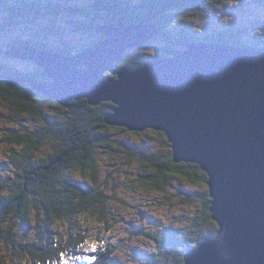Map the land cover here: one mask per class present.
Wrapping results in <instances>:
<instances>
[{"label":"water","instance_id":"water-1","mask_svg":"<svg viewBox=\"0 0 264 264\" xmlns=\"http://www.w3.org/2000/svg\"><path fill=\"white\" fill-rule=\"evenodd\" d=\"M97 30L105 38L72 56L27 43L0 50L34 63L49 81L1 75V65L0 78L28 84L64 109L111 102L107 126L165 133L174 163L197 164L209 175L210 212L219 226L184 264H264V48L196 42L137 69L120 68L158 27L115 22Z\"/></svg>","mask_w":264,"mask_h":264},{"label":"trees","instance_id":"trees-1","mask_svg":"<svg viewBox=\"0 0 264 264\" xmlns=\"http://www.w3.org/2000/svg\"><path fill=\"white\" fill-rule=\"evenodd\" d=\"M66 1L0 0V14L4 15L0 20V38L3 33L18 26L35 30L34 35L27 39L11 36L7 43L0 44V50L9 51L15 46L27 43L37 49L72 55L105 38L98 32V26L115 22L129 24L149 22L156 25L159 29L158 36L147 47L139 49V52L145 51L152 46L153 42L155 43V40H159L160 42H156L160 44L156 48L157 57H171L164 51L173 52L195 41L207 40L218 45L243 46L241 35L228 29L203 38L196 36V33L184 35V33L176 32L180 24L226 5L228 3L226 0H92L93 3L89 7L71 5ZM71 27L80 36H91L92 42L74 51L69 41L63 40L70 35ZM97 37L98 39L94 41ZM54 39L59 40L61 46H53L49 42ZM129 52L124 62L127 67L136 69L148 63L147 60L132 61V55ZM2 58L16 60L8 56H2ZM0 65L3 67L1 75L14 79L27 76L39 82L49 81L44 71L35 64L30 72H23L12 65L2 63L1 60ZM1 100L13 106L18 117L25 114L33 120L42 119L45 103H52L42 94L35 92L28 84L14 83L0 78ZM52 104L56 107L58 105ZM114 107L111 102L102 103L97 108L89 106L86 100L73 102L69 109L57 107L60 112H68L72 116L60 125L56 123L54 129H48L39 135L36 132L13 139H0V144L15 143L24 146L22 153L13 152L11 156L12 164L16 168L14 177L0 180V198L3 199L0 203V264H62L61 253L68 260V264H76L79 251L77 248L82 244L85 234L73 226L65 230H54L51 226L54 223L58 225L73 223L76 214L87 212L90 207L99 206L101 213H106L107 196L100 190L95 150L97 144L101 142L97 136L110 130L127 132L124 128L109 127L105 124L104 115L112 111ZM0 118H6V116L0 113ZM73 127L77 128L81 134L74 137L69 132ZM58 134L62 137V146L43 160H36L34 155L40 150L41 143L52 136H59ZM169 147H171L170 144ZM136 157L137 153L132 152L129 154L128 161ZM172 160V153L169 156L142 155V164L150 170V174L142 176L138 180L139 183L143 187L162 190L173 178L165 175L166 172H178L194 184H204L208 181L207 175H202L198 165L184 163L179 165ZM159 167L163 175L158 172ZM152 169L156 171L153 172ZM72 173H81L83 176L92 175L95 186H88L90 192L83 189L78 186L81 183L72 178ZM5 192L13 195L3 197ZM186 195L189 205L196 202L197 196L191 193ZM209 207L210 200H203L202 209L197 212L193 221L199 224L194 227L197 230L194 241L189 238L188 229L167 228L170 236L167 234L165 236L168 241L170 237L171 244L166 249L175 257L174 264H184L189 249L196 247L205 238L215 235V233L201 235L205 225L214 224ZM33 220L36 221L35 224L32 223ZM215 225L217 226L216 223ZM20 228L23 231L21 234ZM142 233L161 245L160 237L144 231ZM163 242L165 244L167 241L163 239ZM117 248L118 246L112 243H106L102 250L90 253V256L96 257L95 261L89 260L81 264H120L114 259ZM155 261L151 264H156Z\"/></svg>","mask_w":264,"mask_h":264},{"label":"rangeland","instance_id":"rangeland-1","mask_svg":"<svg viewBox=\"0 0 264 264\" xmlns=\"http://www.w3.org/2000/svg\"><path fill=\"white\" fill-rule=\"evenodd\" d=\"M66 3L79 7H89L93 1L67 0ZM242 4L245 6L239 9ZM3 17L4 15L0 14V20ZM256 22L264 25V4L255 0H231L230 3L228 2L222 7L215 8L209 13L191 18L180 24L176 32L184 33V35L196 33V36L203 38L212 36L215 32L226 31L229 28H241L246 31L241 39L242 44L260 49L264 48V28H260L263 25L254 28L253 25ZM34 32L35 30L31 28L15 27L3 33L0 44L7 43L11 36L22 39L30 38ZM70 32L73 34L70 33L68 38L63 40H68L74 51L84 48L93 40L91 36L78 35L72 27ZM97 39L98 37L94 41ZM49 42L53 46H61L57 39ZM156 42L160 41L155 40V43L153 42L152 46L143 52H139V49L129 50L132 61L143 62L147 60L149 62L150 59L157 57L156 48L160 44ZM161 42L165 44L164 41ZM178 49L182 50L183 48ZM0 60L2 63L12 65L23 72H30L34 68L32 62L6 60L2 56ZM118 67L121 68L123 65H118ZM111 77L117 78L113 75ZM0 113L6 116V118H0V139H13L36 132L38 135L43 134L48 129H54L56 123L60 125L72 116L68 112H60L54 104L46 102L43 107L42 119L33 120L25 114L18 117L14 112V107L4 100L0 101ZM149 130L152 129L138 134L128 130L127 132L110 130L97 136L101 142L97 144L95 150V165L100 176V190L107 196L106 213H101L99 206L90 207L87 212L76 214L73 223L68 222L66 225L54 223L51 226L52 229L65 230L73 226L85 234L82 243L93 239L103 241L104 245L112 243L118 246L114 259L120 264H151L156 259V264L175 263V257L166 249L171 244L170 237L168 241L165 236L166 234L169 235L167 228L173 230L189 229V238L194 241L197 234L194 227L199 224L193 221L201 207L200 200L202 198L200 196L204 198L207 191H205L204 184L200 183V186H196L197 184L187 179L179 180L176 177L169 180L162 190L158 188L153 191V188L143 187L139 183L138 180L142 176L150 174V170L143 166L141 156L152 154L168 156L171 151L169 141L164 139L165 133L153 130L163 133L162 136L156 137L149 135ZM129 133H135L139 139H135ZM62 144L60 135L52 136L41 143V148L36 151L34 158L43 160L55 153ZM0 149L4 150L6 157L0 159V180L13 178L16 168L12 164V157L7 156V151L22 153L24 146L15 143H1ZM132 152H136L137 157L129 162V154ZM85 177L86 180L83 183H86L87 186H93V176L87 175ZM72 178L75 179L73 176ZM77 181L81 183L78 186L82 187V182ZM85 190L91 191L88 187ZM186 193L196 194L200 198L195 197L196 202L189 205ZM217 229L215 224L205 225L201 235H211L216 233ZM142 231L160 237L161 245L147 237ZM19 233H23L21 228ZM163 239L167 241L165 244ZM77 250L79 251L76 256V264L89 261L85 257H89L91 252L84 251L81 247H78Z\"/></svg>","mask_w":264,"mask_h":264},{"label":"snow or ice","instance_id":"snow-or-ice-1","mask_svg":"<svg viewBox=\"0 0 264 264\" xmlns=\"http://www.w3.org/2000/svg\"><path fill=\"white\" fill-rule=\"evenodd\" d=\"M226 2L230 3L231 0H226ZM181 19H183V17H181ZM52 103H55V101H52ZM57 107H59V105H57ZM148 134L151 135V136H156V137H160V136L163 135V133H158V132H155L153 130H149ZM129 135L133 136L135 139H139V137L136 136L135 133H129ZM164 139H167V137H164ZM12 155H13V153L11 151H7V156L8 157H10ZM5 158L6 157H5V154H4V150L0 149V159H5ZM145 162H147V161H145ZM152 171L155 172L156 169H152ZM165 175L176 177L179 180H184L185 179V177L180 175L178 172H166ZM202 175H207V173L206 172H202ZM72 176L75 179H77V180L82 182V188L87 189V187H88L87 184L83 183L86 180L85 176H83L81 174H78V173H72ZM94 186L95 185L93 184V187ZM207 190H208V186L205 185V191H207ZM153 191H154V189H153ZM11 195H13V194L12 193H8V192L3 193V197H8V196H11ZM2 202H3V199L0 198V203H2ZM6 211H7V209H6ZM35 222H36L35 220L32 221L33 224H35ZM81 222L83 223V221H81ZM213 223L215 224V221H213ZM85 245H87V247H85ZM80 247L82 249H84V251L91 252V253H96L99 250L103 249L104 243H103V241H96V240H93V239H89V240L85 241L84 243H82L80 245ZM121 255H123V253H121ZM85 258L89 259V260H92V261L96 260L95 256H89V257H85ZM60 259L62 261V264H68V260L64 257L63 253L60 254Z\"/></svg>","mask_w":264,"mask_h":264},{"label":"clouds","instance_id":"clouds-1","mask_svg":"<svg viewBox=\"0 0 264 264\" xmlns=\"http://www.w3.org/2000/svg\"><path fill=\"white\" fill-rule=\"evenodd\" d=\"M152 41H153V40H152ZM150 42H151V41H150ZM150 42H149V43H150ZM196 42H207V43H208V42H211V41H207V40H205V41H195V42H193V43H196ZM189 44H192V43H189ZM94 45H95V44H94ZM185 45H186V44H185ZM185 45L182 47V48H183L182 50L186 49V46H185ZM217 45H218V44H217ZM224 45H225V44H224ZM229 45H231V44H229ZM232 46H235V45H232ZM243 46H244V45H243ZM90 47H91V46H90ZM236 47H241V46H236ZM86 48H88V47H86ZM140 49H141V48H140ZM187 49H189V48H187ZM83 50H84V49H83ZM83 50H82V51H83ZM177 50H180V49H177ZM175 51H176V50H175ZM80 52H81V51H80ZM78 53H79V52H78ZM75 54H77V53H75ZM75 54H72V55H75ZM72 55H68V56H72ZM126 55H127V54H126ZM170 56H171V55H170ZM161 57H163V56H161ZM125 60H126V58H125ZM150 60H151V59H150ZM124 62H125V61H124ZM148 63H149V62H148ZM33 64H34V63H33ZM120 65L125 66L124 63H123V64H120ZM143 66H144V65H143ZM140 67H141V66H140ZM128 68H129V67H128ZM138 68H139V67H138ZM130 69H131V68H130ZM136 69H137V68H136ZM56 104H57V103H56ZM99 107H100V106H99ZM61 108H62V107H61ZM70 108H71V107H70ZM95 108H97V107H95ZM63 109H64V108H63ZM110 112H111V111H110ZM155 131H156V130H155ZM136 133H139V132H136ZM140 133H143V132H140ZM166 137H167V136H166ZM167 140H168V138H167ZM168 141H169V140H168ZM169 144H170V143H169ZM170 145H171V144H170ZM170 148H171L170 153H172V159H173V149H172V146H171ZM169 155H170V154H169ZM169 155H168V156H169ZM160 156H165V155H160ZM172 161H173V160H172ZM183 163H184V164H192V163H185V162H182V163H175V164H179V165H180V164H183ZM196 165H197V164H196ZM198 166H199V165H198ZM199 167H200V166H199ZM200 168H201V167H200ZM201 170H202V169H201ZM202 172H205V171L202 170ZM207 177H208V181L205 182L204 185H207V186H208L207 194L209 193V197H210V206H211L212 199H211V196H210V187H209V185H208V183H209V175H208V174H207ZM200 185H201V184H200ZM200 185H196V186H200ZM186 194H190V193H186ZM191 194H193V193H191ZM207 194H206V195H207ZM193 195H194V196H197V198H200V197L202 198V199L200 200V204H201L200 209H202V201L205 199V197H204V198H203L202 196L199 197V196L196 195V194H193ZM206 195H205V196H206ZM200 209H199V210H200ZM209 212H210V207H209ZM210 213H211V212H210ZM211 214H212V213H211ZM215 223H216V222H215ZM216 224H217V223H216ZM217 228H218V229H217V232H216L215 234L218 233V230H219V226H218V225H217ZM183 230H185V229H183ZM187 232L189 233V229L187 230ZM209 237H212V236H209ZM209 237H207V238H209ZM207 238H205V239H207ZM205 239H204V240H205ZM201 243H202V242H201ZM199 244H200V243H199ZM199 244H198V245H199ZM198 245H197V246H198ZM197 246H196V247H197ZM194 248H195V247H194ZM191 249H192V248H191ZM189 250H190V249H189ZM189 250H188V251H189ZM188 251H187V253H188ZM187 253H186V255H187ZM185 257H186V256H185ZM184 263H185V260H184Z\"/></svg>","mask_w":264,"mask_h":264},{"label":"flooded vegetation","instance_id":"flooded-vegetation-1","mask_svg":"<svg viewBox=\"0 0 264 264\" xmlns=\"http://www.w3.org/2000/svg\"><path fill=\"white\" fill-rule=\"evenodd\" d=\"M255 1L258 2V3L264 4V0H255ZM244 6H245V4L240 5V8L239 9H241ZM211 11L209 10L208 13L211 12ZM262 25L263 24H261L259 22H256V23H254L253 26H254V28H256L257 26H262ZM260 28H264V25L262 27H260ZM228 30H231V31L235 32V34H237V35H241V39L243 38V35L246 34V31L243 30V29H241V28H229ZM69 132L72 133L74 137L77 136V135H79V134H81L80 132H78V129L75 128V127H73ZM157 170H158V172H160V174L163 175V171H162V169L160 167ZM196 177L198 178V176H196ZM197 185H200V184H197ZM205 199L210 200L209 193L205 196ZM202 205H203V201H202Z\"/></svg>","mask_w":264,"mask_h":264},{"label":"bare ground","instance_id":"bare-ground-1","mask_svg":"<svg viewBox=\"0 0 264 264\" xmlns=\"http://www.w3.org/2000/svg\"><path fill=\"white\" fill-rule=\"evenodd\" d=\"M111 76H112V75H110V74L108 75V77H111ZM218 235H219V233H218L217 235L215 234V235L212 236V237L214 238V237H216V236H218Z\"/></svg>","mask_w":264,"mask_h":264}]
</instances>
